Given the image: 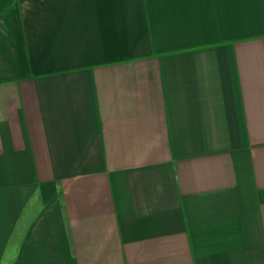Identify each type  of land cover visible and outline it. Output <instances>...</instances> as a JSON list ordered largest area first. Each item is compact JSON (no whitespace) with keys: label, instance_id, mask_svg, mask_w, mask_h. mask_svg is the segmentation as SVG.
<instances>
[{"label":"crops","instance_id":"crops-1","mask_svg":"<svg viewBox=\"0 0 264 264\" xmlns=\"http://www.w3.org/2000/svg\"><path fill=\"white\" fill-rule=\"evenodd\" d=\"M0 264H264V0H0Z\"/></svg>","mask_w":264,"mask_h":264}]
</instances>
